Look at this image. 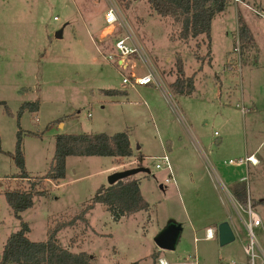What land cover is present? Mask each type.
<instances>
[{
  "label": "rangeland",
  "instance_id": "obj_1",
  "mask_svg": "<svg viewBox=\"0 0 264 264\" xmlns=\"http://www.w3.org/2000/svg\"><path fill=\"white\" fill-rule=\"evenodd\" d=\"M114 1L158 70L166 97L159 88L121 87V71L96 40L107 0H0V101L8 108L0 103V255L8 235L20 228L4 191L26 188L25 181L11 177L18 172L13 162L18 130L30 176L49 168L57 134L126 130L130 158L68 156L64 177L43 182L46 193L19 213L29 227L27 237L44 240L49 226L77 214L99 186L109 185L112 172L140 165L148 171L133 176L146 209L113 220L96 204L87 224L57 233L60 244L86 252L92 264L246 260L242 218L248 216L238 212L240 203L230 190L244 181L246 198L261 219L252 231L264 250V0H229L212 19L209 46L202 35L178 40L170 19L154 13L146 0ZM238 13L249 39L236 52ZM176 57L185 75H193L191 94H176L168 85ZM109 88H126L128 94L100 92ZM35 100L38 109L24 110L17 120L20 105ZM163 152L175 182H164L167 172L154 167ZM246 155L256 162L228 163ZM218 216L234 234L223 245L216 237L202 238ZM168 223L180 224L181 230L172 249H160L153 238Z\"/></svg>",
  "mask_w": 264,
  "mask_h": 264
},
{
  "label": "trees",
  "instance_id": "obj_2",
  "mask_svg": "<svg viewBox=\"0 0 264 264\" xmlns=\"http://www.w3.org/2000/svg\"><path fill=\"white\" fill-rule=\"evenodd\" d=\"M229 0H146L149 8L158 16L169 18L176 27L178 40L186 41L202 35L209 46L210 28L213 17L224 11ZM238 41L243 45L249 39V30L240 14H237ZM120 35L117 30L112 35L115 40ZM169 87L176 94L188 95L193 90V75L186 76L183 62L176 57L174 62V79ZM101 93L109 96H125L126 88L101 89ZM5 106V103L0 101ZM39 102H23L17 112V120L24 110L36 111ZM8 111V108L5 106ZM110 156L114 158H130L132 148L126 130L107 134L99 133H60L55 136L54 152L47 171L42 175L30 176L24 168V155L21 147L20 131H17L13 150V162L18 172L13 179L25 181L26 188L4 191L7 204L14 216L20 221V228L8 235L0 255V264H92L91 256L84 251L73 252L61 245L56 238L57 233L65 228L75 227L79 222L87 224L86 215L96 204L102 205L113 220L144 210L148 204L143 198L138 180L132 175L119 183L99 186L94 194L82 204L80 211L68 218L61 219L49 226L46 238L33 241L27 237L29 227L21 220L19 213L33 204L34 196H42L46 192L41 189L44 181H57L65 175V161L68 156ZM142 160V155L136 159ZM231 193L240 203H246V188L243 180L231 187ZM252 206V203H251ZM155 256V254H154ZM127 264H138L132 261Z\"/></svg>",
  "mask_w": 264,
  "mask_h": 264
},
{
  "label": "built area",
  "instance_id": "obj_3",
  "mask_svg": "<svg viewBox=\"0 0 264 264\" xmlns=\"http://www.w3.org/2000/svg\"><path fill=\"white\" fill-rule=\"evenodd\" d=\"M234 1L237 2L238 0ZM107 4V8L103 14L104 24L107 28L112 27L111 30L107 33H112L113 35L115 31L119 30L120 35L113 41L112 47L114 51L108 52L106 57L113 58L115 64L121 71L127 70L121 73V86L135 87L152 85L159 88L162 92L165 91V87L158 70L150 60L147 53L144 51L134 31L129 27L128 22L119 10L116 2L114 0H107ZM238 44L239 43L237 35L234 46V50L236 52L239 51ZM137 61L140 63L139 66L137 64ZM253 158V155H247L244 158H239L236 161L229 159L228 163H236L237 165H242L249 162L251 164H254L255 162ZM154 167L157 169L165 170L167 172V176L164 178V182H174L169 158L166 153L158 156ZM236 209L245 211L248 216V220H244L242 218L248 238L247 243L242 245L243 252L247 257V264H264V250L259 245L258 240L254 232L252 231L253 226L261 223L259 215L252 209L250 200H246V203L240 204ZM240 210H238V212H240ZM213 236L214 232L211 229L208 228L205 230L206 238H212ZM256 248L258 252L256 251ZM159 264L167 263L163 259H159ZM226 264H238V261L230 259Z\"/></svg>",
  "mask_w": 264,
  "mask_h": 264
},
{
  "label": "water",
  "instance_id": "obj_4",
  "mask_svg": "<svg viewBox=\"0 0 264 264\" xmlns=\"http://www.w3.org/2000/svg\"><path fill=\"white\" fill-rule=\"evenodd\" d=\"M60 35L59 32L55 34L56 37ZM144 166H134L124 170L114 171L108 176V184H114L118 180H122L128 176H132L137 172H147ZM181 230L180 224L168 223L162 228L153 238L154 243L160 249H172L177 241L179 232ZM217 239L220 245L226 244L234 239L232 228L228 221H222L217 224Z\"/></svg>",
  "mask_w": 264,
  "mask_h": 264
},
{
  "label": "crops",
  "instance_id": "obj_5",
  "mask_svg": "<svg viewBox=\"0 0 264 264\" xmlns=\"http://www.w3.org/2000/svg\"><path fill=\"white\" fill-rule=\"evenodd\" d=\"M107 29V27L105 26V24H104V19H103V15H102V22H101V24H100V29H98V31H97V34H98V36L96 37V40L101 44V46H102V48L105 50V52L106 51H111V48H113L112 47V36L111 37H109V36H106V34H107V32H102V31H104V30H106ZM113 51V50H112ZM209 54H210V52H209ZM108 61V60H107ZM113 66H115L114 64H112ZM115 68H117V69H119L118 67H115ZM227 68H230V69H232L233 67H232V65L231 64H228L227 63ZM120 70V69H119ZM121 71V70H120ZM123 71H127V70H122L121 71V73L123 72ZM191 76V75H190ZM218 80L220 81V78H218ZM121 85V84H120ZM122 87V86H121ZM135 87H137V86H135ZM139 87H150L151 89H156L157 87H155V86H152V85H145V86H139ZM263 88H264V86H263ZM119 89H122V88H119ZM127 94H128V90H127ZM189 136H190V134H189ZM197 143V142H196ZM163 153H165V152H163ZM162 153V154H163ZM167 154V153H166ZM247 156V155H246ZM245 157V156H244ZM254 157V156H253ZM255 158V157H254ZM247 163H249V162H247ZM251 164V163H250ZM115 167L116 166H111V167H109V168H112L111 170H114L115 169ZM239 181V180H238ZM174 182H175V180H174ZM237 182V181H236ZM235 182V183H236ZM235 183H233V184H235ZM231 191V190H230ZM231 193V192H230ZM231 196L233 197V199H234V196L232 195V193H231ZM235 200V199H234ZM224 220H226L223 216H218V217H216L215 219H214V221H213V223H214V225H215V228H213V227H210V226H208V227H206L205 229H204V231H203V239L204 240H209V239H212V238H214V237H216L217 238V234H216V232H217V224L218 223H220V222H222V221H224ZM211 229L213 232H214V236L212 237V238H206L205 237V230L206 229ZM218 240V239H217ZM155 254V257L157 256L156 255V253H154ZM238 261V260H237ZM158 262H159V260H158ZM238 264H247V259L246 260H239L238 261Z\"/></svg>",
  "mask_w": 264,
  "mask_h": 264
},
{
  "label": "bare ground",
  "instance_id": "obj_6",
  "mask_svg": "<svg viewBox=\"0 0 264 264\" xmlns=\"http://www.w3.org/2000/svg\"><path fill=\"white\" fill-rule=\"evenodd\" d=\"M254 162H256L255 158H253Z\"/></svg>",
  "mask_w": 264,
  "mask_h": 264
}]
</instances>
